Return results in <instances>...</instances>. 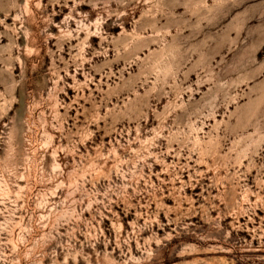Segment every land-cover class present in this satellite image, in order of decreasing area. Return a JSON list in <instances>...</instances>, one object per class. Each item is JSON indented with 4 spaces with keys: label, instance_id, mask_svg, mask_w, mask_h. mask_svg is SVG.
<instances>
[{
    "label": "rangeland",
    "instance_id": "obj_1",
    "mask_svg": "<svg viewBox=\"0 0 264 264\" xmlns=\"http://www.w3.org/2000/svg\"><path fill=\"white\" fill-rule=\"evenodd\" d=\"M0 264H264V0H0Z\"/></svg>",
    "mask_w": 264,
    "mask_h": 264
}]
</instances>
